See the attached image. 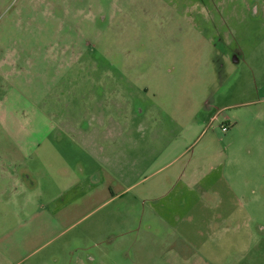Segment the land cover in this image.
Here are the masks:
<instances>
[{
	"label": "rangeland",
	"instance_id": "374dc122",
	"mask_svg": "<svg viewBox=\"0 0 264 264\" xmlns=\"http://www.w3.org/2000/svg\"><path fill=\"white\" fill-rule=\"evenodd\" d=\"M123 93L128 127L112 122L111 139L105 114L112 105L118 113L114 101ZM65 101L80 111L77 117H85L76 133L52 116L65 109ZM77 101L91 112L81 114ZM262 106L264 0H0V147L16 146L4 137L10 122L23 123L25 114L40 117L43 112L56 126L43 146L54 152L47 158L41 150L20 152V166L32 168L39 181L47 162L55 171L66 165L78 174L83 168L82 175L99 169L102 179L119 182L125 190L115 200L84 203L77 216L35 235L36 250L29 259L68 264L91 256L97 262L132 264L136 234L127 230L109 240L112 231L104 217L128 199L143 213L140 190L154 180L160 144L192 122L189 148L195 164L204 160L206 145L223 149L253 140L256 153L264 148V130L254 139L245 122L230 134L222 124L235 113L245 121L248 111ZM139 107L145 114L138 113ZM160 115L164 121L168 117L167 123L155 122ZM38 127L41 131L40 122ZM160 131L164 134L157 144ZM249 159L246 155L240 161ZM254 159L264 162V155ZM230 174L231 167L227 179ZM105 194L100 192V198ZM193 200L192 223L181 221L172 236L170 249L178 257L194 253L195 264H264V236L254 231L258 222L264 225V195L225 228L212 216L224 213L226 202L207 208ZM0 222L4 242L10 238L9 219ZM163 228L154 237L152 254L158 259L167 247Z\"/></svg>",
	"mask_w": 264,
	"mask_h": 264
},
{
	"label": "crops",
	"instance_id": "0c3cea01",
	"mask_svg": "<svg viewBox=\"0 0 264 264\" xmlns=\"http://www.w3.org/2000/svg\"><path fill=\"white\" fill-rule=\"evenodd\" d=\"M122 89L125 93L126 89L124 87ZM124 93L121 105V99L114 101L118 113L116 114L112 105L108 108L109 112L105 114V121L108 122L107 134L111 139H113L111 136L112 122L120 123L121 127L124 125L128 127V109L123 110ZM78 104L81 114L91 112L87 104L77 101ZM64 106L65 109L62 108L52 116L57 117L61 124L66 123L67 131L75 132L85 117H77L80 111L69 101H65ZM93 112L95 111L93 110ZM145 112L144 108L139 107V114H145ZM120 114L121 116L115 117ZM70 115H73L72 119L69 117ZM246 115L245 121L236 113L230 116V120L228 119V123H226L229 126L228 134L235 132L241 123L245 122L247 132L252 135L250 138L258 139V132L264 130V106L256 112L250 110ZM187 116L185 115V119ZM24 118L23 123L21 121L10 122V130L4 133V137L14 141L16 146L14 148L0 147V220L1 217L5 220L9 219V225L5 228L10 231L9 240L3 242L0 238V264H49L44 258L29 259L30 254L36 250L33 249V242H31L35 235L47 234L64 222L67 217L77 216L81 211L78 209L82 208V204H90L94 201L98 202V200L101 202L102 198L115 200L122 197L124 194L121 193L125 190L119 182L115 184L102 179L99 169L93 171L86 169L87 173L82 175L83 168L79 169L77 174L75 169L72 173L68 166L61 165L56 169L59 171L58 173L53 168V164L48 163L47 160V163L40 167L44 178L41 181L38 178L35 179L34 173L30 171L32 168L25 165L20 166L16 162L17 155L23 151L37 152L41 150L42 155L47 158V155L49 156L54 150L44 147L43 144L50 137V129L56 128V126L43 112L40 117H31L27 113ZM164 118L165 121L161 115L155 117V122L167 123L168 117ZM171 119L170 123H174L173 118ZM39 122L41 131L38 129ZM193 128V124L190 122L180 131L170 132L173 136L166 143L164 142L163 147L160 142L164 131H160L157 137V144L159 142L160 147L157 149L159 151L155 153L153 162L154 180L140 190V194L143 196V213H140L139 209H135L134 201L128 199L122 201L125 203L122 208L105 214L106 225L112 231L109 240H113L118 235H124L127 230L129 232L132 230L136 234L132 241L136 258L133 259L132 264L196 263L194 253L188 257H178L176 252L170 249L172 236L175 234V229L181 225L180 222L190 221L192 223L191 220L196 215L193 209L195 203L193 198H196V202H202L207 208L210 203L223 204L226 202L228 209L224 210V213L219 212L212 216L214 219L220 218L219 226L225 228L226 223L232 221L241 210L246 208L248 203L256 202L259 196L264 195V162L254 159L257 155L260 157L264 155V148L256 149L255 153V149L251 145L254 141L251 139H249L251 142L248 141L244 146L232 148L227 146L223 149H215L206 145L207 147L202 149L205 154L204 160L195 164L194 155L189 148V142L194 135ZM88 130L91 131V127ZM32 143L35 144L31 145ZM246 155H249L250 159L246 163L241 162V157ZM230 167L232 174H230V179H227ZM129 188L130 186L126 190ZM102 191L106 194L105 197L100 198L99 193ZM195 192H197L196 197ZM49 222L52 223V227H48ZM161 227H164L163 230L165 229L164 240H167L165 242L167 247L163 249L165 252L158 259L152 253L157 244L156 238H154L155 234L163 232ZM1 228L4 226L0 222ZM135 230L138 231L135 232ZM254 231L256 234L264 236L263 223L255 224ZM147 234L150 235H148L149 239L145 237ZM55 264H66V262L56 260ZM68 264L120 263L118 261L97 262L96 258L89 256L88 260L78 257Z\"/></svg>",
	"mask_w": 264,
	"mask_h": 264
},
{
	"label": "built area",
	"instance_id": "2783aa9c",
	"mask_svg": "<svg viewBox=\"0 0 264 264\" xmlns=\"http://www.w3.org/2000/svg\"><path fill=\"white\" fill-rule=\"evenodd\" d=\"M222 128L224 131H227L229 129L228 124H222Z\"/></svg>",
	"mask_w": 264,
	"mask_h": 264
}]
</instances>
